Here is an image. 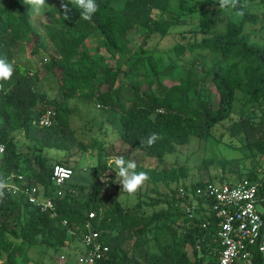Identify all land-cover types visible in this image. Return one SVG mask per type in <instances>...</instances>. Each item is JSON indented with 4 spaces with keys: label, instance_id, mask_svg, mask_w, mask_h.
I'll return each mask as SVG.
<instances>
[{
    "label": "trees",
    "instance_id": "trees-1",
    "mask_svg": "<svg viewBox=\"0 0 264 264\" xmlns=\"http://www.w3.org/2000/svg\"><path fill=\"white\" fill-rule=\"evenodd\" d=\"M96 3L98 11L85 21L73 5L69 4L71 12L65 19L60 0H45L41 14H48L51 23L38 27L24 0H0V58L14 67L11 81L0 91V143L6 147L0 178L21 173L52 194L55 164L70 167L75 175L68 161L54 163L49 155L75 143L70 130L74 98L94 102L106 117L109 112L118 114V139L132 151L153 158L157 166L136 163V171L145 172L149 179L135 194L137 202L125 207L119 200L124 192L117 183L116 166L109 164L108 142L98 141L96 179L89 186H74L69 184L73 176L64 199L56 202L57 218L23 195L4 196L0 199V264H31L34 247L67 248L85 234L88 222L109 248L97 264H218L216 228L203 229L201 216L190 219L180 207L178 190L183 186L193 192L218 177L187 183L190 169L166 164L194 139L224 143L229 137L228 144L249 150L248 157H264V39L253 41L247 31L248 25L259 24L261 16L252 12L259 1L239 0L244 15L229 19L223 32L217 31L224 11L219 0ZM190 24H196L194 40L177 43L164 53L147 50L154 35L167 37L174 28ZM137 31L142 32V43L136 47ZM29 44L34 59L47 56L35 70L15 61ZM186 58L192 59L191 64H186ZM50 78L57 80L61 100L54 109L53 126L41 127V117L52 109L47 107L44 90ZM237 92L244 97L240 113L235 108ZM218 129L223 130L219 136ZM152 133L160 139L149 147L146 140ZM122 156L132 160L130 154ZM235 162L209 158L200 169H235L238 182L261 183L259 196L264 198L263 170L255 168V178H248ZM220 183L234 184L225 175ZM92 212L95 218L89 219ZM63 219L76 236L68 234ZM252 264H264V255L256 254Z\"/></svg>",
    "mask_w": 264,
    "mask_h": 264
},
{
    "label": "rangeland",
    "instance_id": "rangeland-1",
    "mask_svg": "<svg viewBox=\"0 0 264 264\" xmlns=\"http://www.w3.org/2000/svg\"><path fill=\"white\" fill-rule=\"evenodd\" d=\"M257 4L252 12L261 16L258 25H248L247 31L251 35L253 41H262L264 39V31L261 29L264 26V3L258 0ZM261 2V3H260ZM239 16L233 10H224L221 20L219 21L217 31L223 32L226 28V23L229 19L237 20ZM34 21L41 27L43 24L51 23L50 16L48 14H34ZM196 29V24H190L185 27H177L172 30V33L167 37H161L160 35H154L148 42L147 50L156 51L157 53H164L171 50L177 43H188L194 40L197 36L192 32ZM136 47L142 43V32L137 31L135 34ZM31 46L29 44L25 52L17 53L15 61L26 67L27 69L35 70L37 66H40L41 59L47 56H41L33 58L31 56ZM94 48L95 44L92 45ZM187 63L192 62V59L186 58L184 60ZM182 61V62H184ZM184 62V63H185ZM50 84H45V92L48 97L47 107L50 109H56V103L61 100L58 98L59 85L57 80L50 78ZM215 102H217V94L214 90ZM235 108L238 113L242 112L244 108V97L241 92H237ZM70 107L73 109V114L70 118V130L73 132V139L75 143H66L65 150H51L49 152L53 162L68 161V164L75 167V175L69 184L74 186H89L94 182L95 167L97 166V142H108L107 153L110 157L109 164L114 163L112 158L115 156H122L130 154L132 160L137 164H141L147 168H153L157 166V162L141 152L132 151L125 147L118 139L117 127L120 126L119 115L114 112H109L106 117L98 108L94 102L82 98H74L70 102ZM103 127V128H102ZM223 130H217L216 135L219 136ZM22 139V137H20ZM19 139V140H20ZM62 141V140H61ZM96 141V142H95ZM229 137L225 138L224 143H218L215 139L208 141L194 139L188 146L180 148L178 154L173 157H169L167 160V166H185L190 169V175L187 183H194L201 179L210 180L213 177H218L214 181L220 182L221 177H225L238 183V175L235 169L230 171L229 168H222L218 166H211L208 171L200 169L203 162L209 158L221 159L226 158L235 162L242 176L248 178H255L252 173L255 168H261L264 172V157L250 158L249 150L245 148H238L229 145ZM238 143V139H231V142ZM238 141V142H237ZM86 148V151H84ZM261 158V159H259ZM262 172V171H261ZM96 179V178H95ZM181 185H174L173 188H178ZM118 192V190L116 191ZM119 200L123 206L134 205L137 202V197H129L128 194L122 193L119 196ZM259 212H263L262 205H258ZM153 208L148 209L152 211ZM190 253L191 249H189ZM84 253L83 244L77 239L73 240L67 248H61L58 250H45L42 247H34L30 250V256L33 259L31 264H81L80 259ZM192 256V254H191Z\"/></svg>",
    "mask_w": 264,
    "mask_h": 264
},
{
    "label": "built area",
    "instance_id": "built-area-1",
    "mask_svg": "<svg viewBox=\"0 0 264 264\" xmlns=\"http://www.w3.org/2000/svg\"><path fill=\"white\" fill-rule=\"evenodd\" d=\"M56 112L48 110L39 125L51 127L55 122ZM0 151V158L5 154L6 147ZM74 176V170L63 164H55L52 172L53 193H46L41 187L31 184L21 173H11L6 179L8 187L5 195H23L28 202L40 209L49 212L52 217H58L57 201L64 199L66 186ZM261 183H252L249 180L236 184L220 182H205L203 186L193 192L179 187L180 207L190 219L201 216L204 218L203 229L216 228L218 264H252L256 254L264 255V211L259 212L257 206H263L264 198H260ZM264 208V207H263ZM95 213L89 219L95 218ZM70 236H76L69 228L66 219L61 220ZM85 234L79 238L84 246L81 264H97L109 252V248L101 241L100 233L92 230L88 222Z\"/></svg>",
    "mask_w": 264,
    "mask_h": 264
},
{
    "label": "clouds",
    "instance_id": "clouds-1",
    "mask_svg": "<svg viewBox=\"0 0 264 264\" xmlns=\"http://www.w3.org/2000/svg\"><path fill=\"white\" fill-rule=\"evenodd\" d=\"M24 4L29 6L35 15H40L45 8V0H24ZM69 4L80 10V18L90 21L92 16L98 11L96 0H60V8L64 13L65 19L69 18L71 9ZM239 6V0H219V7L222 10H236L237 16H243L244 12ZM14 74V67L6 59L0 58V91H5L4 84L11 81ZM160 137L152 133L146 140V144L151 147ZM144 143V142H141ZM3 146H0V151ZM116 166V176L120 179L117 183L122 185L121 192L127 193L129 197L134 198L138 190L149 179L145 172H137V164L134 160H125L123 156H115L112 158ZM8 187L6 181L0 178V199L5 195L4 190Z\"/></svg>",
    "mask_w": 264,
    "mask_h": 264
},
{
    "label": "crops",
    "instance_id": "crops-1",
    "mask_svg": "<svg viewBox=\"0 0 264 264\" xmlns=\"http://www.w3.org/2000/svg\"><path fill=\"white\" fill-rule=\"evenodd\" d=\"M262 207H264V204H263V206Z\"/></svg>",
    "mask_w": 264,
    "mask_h": 264
}]
</instances>
